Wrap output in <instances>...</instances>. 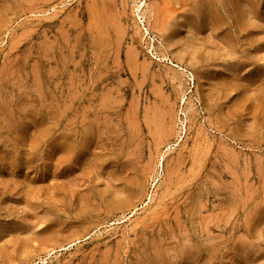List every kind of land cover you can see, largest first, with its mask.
I'll return each mask as SVG.
<instances>
[{"label":"rangeland","instance_id":"374dc122","mask_svg":"<svg viewBox=\"0 0 264 264\" xmlns=\"http://www.w3.org/2000/svg\"><path fill=\"white\" fill-rule=\"evenodd\" d=\"M0 264H264V0H0Z\"/></svg>","mask_w":264,"mask_h":264},{"label":"bare ground","instance_id":"6f19581e","mask_svg":"<svg viewBox=\"0 0 264 264\" xmlns=\"http://www.w3.org/2000/svg\"><path fill=\"white\" fill-rule=\"evenodd\" d=\"M146 5V2H144V3H142L141 5H138V7H144ZM145 14V13H144ZM152 201H153V199H152V196H151V198H150V200H149V202L147 203V206H150L151 205V203H152ZM135 216V215H134Z\"/></svg>","mask_w":264,"mask_h":264}]
</instances>
